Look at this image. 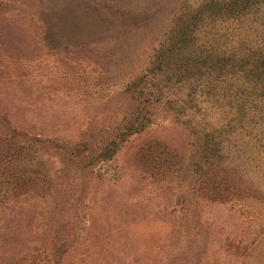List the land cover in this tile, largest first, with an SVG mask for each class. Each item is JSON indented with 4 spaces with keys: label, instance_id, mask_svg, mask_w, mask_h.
I'll list each match as a JSON object with an SVG mask.
<instances>
[{
    "label": "rangeland",
    "instance_id": "1",
    "mask_svg": "<svg viewBox=\"0 0 264 264\" xmlns=\"http://www.w3.org/2000/svg\"><path fill=\"white\" fill-rule=\"evenodd\" d=\"M210 2L0 0V264H264V0Z\"/></svg>",
    "mask_w": 264,
    "mask_h": 264
},
{
    "label": "trees",
    "instance_id": "2",
    "mask_svg": "<svg viewBox=\"0 0 264 264\" xmlns=\"http://www.w3.org/2000/svg\"><path fill=\"white\" fill-rule=\"evenodd\" d=\"M219 0H216V1H213L210 2V6L212 9H216V11H220L221 9L225 8V9H228L230 11H237V7H240L241 9H245L247 6L248 3L252 2V0H228V1H223V6L222 7H219L217 5V2ZM239 2L241 3L240 5ZM215 11V10H214ZM183 40L180 41V46L179 48H177L178 50L182 49V46L181 44H183ZM172 51V49H169V53H166L165 56H168V59L167 58H164L163 60L167 61L169 59H172L171 58V54L170 52ZM256 56V55H255ZM239 58V61L237 62L238 65H239V68L241 67H246L247 64L245 63L246 62V58H242V57H238ZM224 61L223 62H227L226 59H223ZM254 62H255V67L254 68H249V70L251 69L252 72H257V76H255L257 79H259V83H261L262 87H263V93H264V53L262 52H259L258 55L256 56V59H254ZM226 65V66H225ZM227 65H232L231 62L229 63H223L222 65H219V70H223L224 67H227ZM231 68V67H230ZM250 71V72H251ZM221 73H224V72H221ZM137 128V127H136ZM114 144H110V145H107L106 146V149H105V155L108 157V154L113 151V148H111Z\"/></svg>",
    "mask_w": 264,
    "mask_h": 264
}]
</instances>
